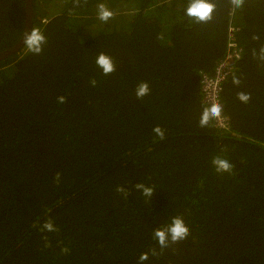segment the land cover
Here are the masks:
<instances>
[{
  "label": "trees",
  "instance_id": "trees-1",
  "mask_svg": "<svg viewBox=\"0 0 264 264\" xmlns=\"http://www.w3.org/2000/svg\"><path fill=\"white\" fill-rule=\"evenodd\" d=\"M188 2L32 0L43 51L24 44L0 60V264H141L144 252L143 264H264V61L253 56L264 0H211L207 23L185 15ZM99 3L114 13L106 23ZM23 21V0H0V52ZM231 42L241 58L220 94L227 128H201V77ZM140 82L150 91L138 100ZM216 155L231 174L215 171ZM136 183L154 188L150 201ZM174 216L190 234L161 252L153 230ZM49 218L58 231H40Z\"/></svg>",
  "mask_w": 264,
  "mask_h": 264
},
{
  "label": "clouds",
  "instance_id": "clouds-1",
  "mask_svg": "<svg viewBox=\"0 0 264 264\" xmlns=\"http://www.w3.org/2000/svg\"><path fill=\"white\" fill-rule=\"evenodd\" d=\"M73 4L79 6L82 2L86 3L87 0H72ZM231 5L234 9L241 8L244 4V0H230ZM215 10V5L211 2V0H189L188 5L185 9V15L189 18L193 19L197 23H207L212 19V14ZM114 13L104 4H97V19L101 22H108L113 17ZM254 40H259L260 37L254 35L252 37ZM47 42L44 34L36 28H32L29 32L25 34L24 44L26 45L29 52L33 54H40L43 51V45ZM253 56L260 61H264V45L259 48V51L254 49ZM96 65L102 70L104 75H109L116 71V65L113 59L101 52L98 54L96 58ZM92 86L96 85V80L93 79L90 81ZM232 83L234 85H239L240 80L235 75L232 78ZM150 89L147 82H140L135 89L136 98L142 99L144 96L148 95ZM237 98L243 102L248 103L250 100V94L245 92H238ZM59 103L63 104L66 102V97L59 96L57 97ZM223 109L219 103H213L210 106L204 107L199 119V126L201 128L209 126L212 120H219L221 118V113ZM153 132L156 136L163 140L165 138L164 130L160 126H156L153 128ZM215 171L217 173L223 174L225 172L230 173L233 170V165L224 157L220 155H216L212 158L211 161ZM60 173H56L55 180L57 183L60 181ZM133 188L140 192L145 198L149 201L151 200L154 188L148 186L144 183H136L133 185ZM116 191L123 194L125 197L129 195L128 190L123 186H117ZM33 227H37V225H33ZM40 231H58L55 227L51 218L44 221L42 225L39 226ZM190 234L189 228L186 226L184 220L180 216H174L171 218L170 223L156 228L153 230V239L157 241L161 252L169 247L171 244L178 243L184 239H186ZM44 240L47 241V237H44ZM45 246H50L49 244H45ZM61 251L63 253H68L69 249L67 247L62 248ZM152 255H158L156 248L151 249ZM149 258V253L144 252L139 256V261L143 264V261H146Z\"/></svg>",
  "mask_w": 264,
  "mask_h": 264
},
{
  "label": "built area",
  "instance_id": "built-area-1",
  "mask_svg": "<svg viewBox=\"0 0 264 264\" xmlns=\"http://www.w3.org/2000/svg\"><path fill=\"white\" fill-rule=\"evenodd\" d=\"M228 31L232 32L233 28H229ZM228 46L231 50L226 58L215 66L213 73L201 77V101L205 107L210 106L213 103H219L221 105L220 94L223 84L232 74H234L236 71L237 61L241 58L240 50L233 42L229 43ZM212 121L217 128H227L228 120L222 113L219 120Z\"/></svg>",
  "mask_w": 264,
  "mask_h": 264
},
{
  "label": "water",
  "instance_id": "water-1",
  "mask_svg": "<svg viewBox=\"0 0 264 264\" xmlns=\"http://www.w3.org/2000/svg\"><path fill=\"white\" fill-rule=\"evenodd\" d=\"M24 2V23L20 39L10 48L0 52V60L17 53L24 45L25 34L31 30L33 17L32 0H23Z\"/></svg>",
  "mask_w": 264,
  "mask_h": 264
},
{
  "label": "flooded vegetation",
  "instance_id": "flooded-vegetation-1",
  "mask_svg": "<svg viewBox=\"0 0 264 264\" xmlns=\"http://www.w3.org/2000/svg\"><path fill=\"white\" fill-rule=\"evenodd\" d=\"M20 35H21V34H20ZM19 39H20V36H19ZM19 39H18V40H19ZM18 40H17V41H18Z\"/></svg>",
  "mask_w": 264,
  "mask_h": 264
}]
</instances>
